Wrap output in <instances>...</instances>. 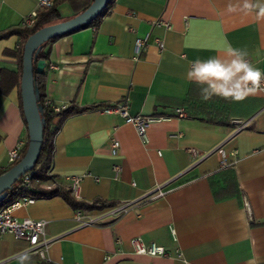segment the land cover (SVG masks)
I'll return each instance as SVG.
<instances>
[{"label": "crops", "instance_id": "1", "mask_svg": "<svg viewBox=\"0 0 264 264\" xmlns=\"http://www.w3.org/2000/svg\"><path fill=\"white\" fill-rule=\"evenodd\" d=\"M54 1L63 21L93 0ZM242 3L112 0L97 24L47 44L46 100L95 106L64 121L53 138L50 173L69 189L80 177L75 198L103 208L76 211L54 196L15 210L16 219L45 221L50 242L41 258L27 240L2 234L0 264H264V90L243 102L205 101L187 79L196 59L226 57L225 40L264 72V19ZM38 9L37 0H0V35ZM144 38L137 54L135 42ZM20 42L16 35L0 39V71L19 72L17 56L5 52ZM19 86L0 90V172L10 167L9 151L28 140ZM123 102L130 115L170 118L150 124L144 143L132 124L106 111ZM178 109L184 117H176ZM111 139L119 143L115 156ZM157 187L164 194L148 196ZM88 219L95 221L80 224ZM134 237L167 255L135 254Z\"/></svg>", "mask_w": 264, "mask_h": 264}, {"label": "trees", "instance_id": "2", "mask_svg": "<svg viewBox=\"0 0 264 264\" xmlns=\"http://www.w3.org/2000/svg\"><path fill=\"white\" fill-rule=\"evenodd\" d=\"M92 2V1H91ZM90 2L86 5L85 8L89 6ZM112 4V0H109L105 9L96 17V19L89 25L97 24L109 7ZM59 1H54L50 7L40 9L37 12V15L34 19V23L31 26H20L19 28H12L6 33L0 35V39L6 38L8 36L16 35L20 38V46L15 52H5V54L17 56L19 61V72L15 73L9 70H1L0 76V90L2 93H6L13 86H19V79L21 75L22 68V50L23 45L26 39L36 32L38 29L53 24L61 20V16L58 10ZM59 37V36H58ZM57 38V37H56ZM55 38L46 42L42 45L41 50L39 51L36 59L34 60V66L37 60L43 59L45 63L48 60V51H46V46ZM43 76L44 74H37L34 70V84L39 91V100L38 103L42 107L41 117L44 120L43 124V142L40 150V154L36 164L31 170L32 176L30 178L29 184L26 187H23L21 180H18L12 188L8 191L7 197L0 202V209L10 202L16 200L19 196L26 194L33 196L37 199L51 198L54 196L62 197L74 210L76 211H93L100 210L103 207H98L95 201L92 204L85 203L80 199L75 198L73 195L72 189L63 188L56 181L55 177L51 175V165H52V154H53V138L60 130L62 124L68 118L75 116L77 114L86 112L88 110L94 109L92 107H80L77 105H72L58 112H55L50 105H45L46 100L43 92ZM27 147V143L23 148L20 158L24 155ZM11 167V166H10ZM10 167L0 172V175L6 172Z\"/></svg>", "mask_w": 264, "mask_h": 264}, {"label": "built area", "instance_id": "3", "mask_svg": "<svg viewBox=\"0 0 264 264\" xmlns=\"http://www.w3.org/2000/svg\"><path fill=\"white\" fill-rule=\"evenodd\" d=\"M38 1V11L43 8L50 7L53 4V0H37ZM35 11L30 14L24 21L23 26H31L34 23V19L37 15V12ZM165 26H168L165 23ZM147 38L144 39H137L135 42V50L137 54H140L147 45ZM157 45L159 48H162V41L159 39H155ZM261 90H264V81L261 82ZM45 105H50L55 112H58L62 109L67 108L66 106H55L51 104L49 101L45 100ZM107 112H116L118 113L125 122L130 123L134 126L137 135L142 140V142H147V129L150 124L154 122H160L168 120L170 117H164V116H154V115H130L128 112V106L127 102L120 103L114 107H110L106 109ZM185 116V113L182 109H178L176 111V117L182 118ZM238 123L239 128H242L244 126L243 123ZM110 151L111 155L115 156L117 154V150L119 147L118 141L115 139H111L110 143ZM25 147V143L23 141H20L16 147H14L12 150L8 153V163L10 166L17 163L20 159L21 152L23 148ZM113 173L115 177L118 175L120 171L119 165H113L112 167ZM32 176V172H27L23 176L20 177L19 180H21V184L23 187H26L29 184L30 178ZM81 178L80 177H74L71 181L72 184V192L74 196H77L79 184H80ZM164 194V191L161 189V187L155 188L153 191H151L148 196L151 198H156ZM37 198L23 194L19 196L16 200L10 202L9 204L5 205L3 208L0 209V235L5 233H11L15 236V238L25 239L29 243V252L38 254L39 257L44 258L45 249L50 242L49 239H46L44 237L45 233V221L43 220H33L30 218H24V219H16L13 216V213L15 210L24 208L36 201ZM126 206L120 207L115 209L111 212V214L119 213L121 211H124ZM104 216V215H103ZM102 216V218H103ZM79 219V217H77ZM95 219H88L87 221H81V225H87L94 222ZM173 237H175V232L173 229L170 230ZM130 244L134 250L135 254L138 255H147V256H166L167 253L164 249V247L159 246L155 243H145L140 237H134L130 239ZM181 255V253L178 252V256Z\"/></svg>", "mask_w": 264, "mask_h": 264}, {"label": "water", "instance_id": "4", "mask_svg": "<svg viewBox=\"0 0 264 264\" xmlns=\"http://www.w3.org/2000/svg\"><path fill=\"white\" fill-rule=\"evenodd\" d=\"M108 2L109 0H93L81 13L70 19L44 26L26 39L22 50L19 87L22 112L28 134L27 147L19 161L0 175V202L7 197L8 191L20 177L33 169L40 154L44 120L41 117L42 107L38 103L39 91L34 84L33 74L34 70L37 74L43 73L46 63L43 59L37 60L35 66L33 63L42 45L53 38L89 26L105 9Z\"/></svg>", "mask_w": 264, "mask_h": 264}, {"label": "clouds", "instance_id": "5", "mask_svg": "<svg viewBox=\"0 0 264 264\" xmlns=\"http://www.w3.org/2000/svg\"><path fill=\"white\" fill-rule=\"evenodd\" d=\"M242 9H255L256 18L264 19V0H243ZM229 10L234 11L235 8L230 6ZM223 51L226 52L224 59H196L187 71L189 82L199 86L201 98L207 101L217 96L232 102H243L256 95L264 81V72L251 64L246 50L233 48L226 40Z\"/></svg>", "mask_w": 264, "mask_h": 264}]
</instances>
